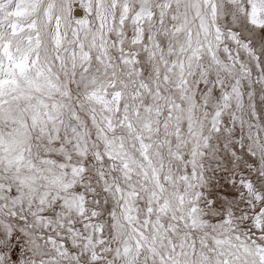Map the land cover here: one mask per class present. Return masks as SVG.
Instances as JSON below:
<instances>
[{
    "label": "rangeland",
    "instance_id": "rangeland-1",
    "mask_svg": "<svg viewBox=\"0 0 264 264\" xmlns=\"http://www.w3.org/2000/svg\"><path fill=\"white\" fill-rule=\"evenodd\" d=\"M86 2L0 19L15 34L0 62L23 39L30 52L0 90L24 82L13 97L52 102L57 137L33 143L64 166L58 194L36 176L30 189L0 176L27 220L14 224L28 230L29 264H264V0H216L214 40L207 0ZM31 17L39 37L19 38Z\"/></svg>",
    "mask_w": 264,
    "mask_h": 264
},
{
    "label": "bare ground",
    "instance_id": "bare-ground-1",
    "mask_svg": "<svg viewBox=\"0 0 264 264\" xmlns=\"http://www.w3.org/2000/svg\"><path fill=\"white\" fill-rule=\"evenodd\" d=\"M207 1H208V4H207L208 9L210 11V16H211L210 19L212 22V24L210 26V39L214 40V39H217V37L219 35H221L222 28H221L220 24L218 23L217 6L215 3L216 0H207ZM41 2L45 3V0H0V19L3 16H7V15L13 13L17 16V18L20 21L21 20L25 21L26 20L25 19L26 13L28 11H30L32 13L33 6L37 5L38 3H41ZM83 2H85V4H87L86 0H83ZM87 6H90V5H87ZM70 14H71V12H70ZM26 24H27L26 27L29 28V30L24 35H20L18 37L19 38L20 37L29 38V36H31L32 40L37 39L38 34L35 31L36 27L33 24L32 17H31V19H29L27 21ZM54 24L55 23H53L52 25H54ZM10 26H11V24L1 23V20H0V40H2L5 37L10 38V36L15 35L13 32H10V30H11ZM37 31H38V29H37ZM18 33H16V35H18ZM233 33L236 34L235 31ZM41 40H42V38H41ZM18 42L19 43H17V44L15 43L16 45H14V46H16L15 50L17 51L16 52L17 54H15V52L14 53L12 52L13 54H11L13 61L6 60L3 62H0V86L2 85L3 78L6 77V75L3 74L5 69H8V70H10L12 68L15 69L16 66L19 64L18 59L20 60V59H29L30 58V52L28 49L29 43L25 42L24 39L22 41H18ZM213 42L214 41H212V43ZM37 43H39V41H37ZM46 43L47 42H43V40H42V44L40 45V47L37 46L39 48H38V50L35 49L36 50L35 51L36 57H41V55H40L41 51L43 50L44 47H46ZM49 44H50V48L52 50L54 48L56 49L58 47L56 37H53V39L50 40ZM215 45H217V43ZM34 46L35 45L33 44V47ZM247 47L251 50V52L254 53V55L256 57L257 55H256V52L254 51L253 47L251 45H248ZM73 53H74V51H73ZM215 53H217L218 58L221 57L219 50H217ZM55 56H57V55H55ZM255 60H256V62L258 61L257 59H255ZM229 63L234 65L233 61H229ZM258 68L260 71V67H258ZM260 72H259V75H260V78L262 79L261 82H263V84H264V77L262 75V72L261 73ZM40 75H39V77H40ZM27 84L29 85L30 83H27ZM22 85H25L24 82H19L16 86L14 85L15 87L12 90H9V91L0 90V176L4 177V179L6 181L10 180V179L11 180L14 179L17 182V186H18L17 188H23L24 187L25 189H30V186L32 185V183H31L32 178H33V176H36L39 179L43 180L46 184L51 185L54 188V192L56 191L58 194V192L60 193L62 190H64L65 184L62 181L59 174L56 173L55 171L59 172L60 170H62V168L64 167L63 162H61L59 160H51L50 158H48L49 156L48 157L41 156L36 149L37 146L35 147V144L33 143V139H36L37 137L38 138L42 137L44 135H48V137L50 139H55L57 137V134H58L57 131L54 128H52L51 130H48V127H47V119H48L47 112L49 109L51 110V109H55V108H53L51 101L50 102H51L52 106L49 105L48 102L44 103L43 101H40L39 98L37 99V97H39L38 95H36L37 97H35V96L29 97L28 94L26 93L25 95L23 94L22 97H17V96L13 97V95H15V93H18V92H15V90L19 89ZM30 88H32V87H30ZM35 91H33V92H35ZM22 92H24V91H22ZM39 94H40V92H39ZM46 98H44V100ZM48 100H50V99H48ZM248 101H249V104L251 105L249 107H252V109H255L254 98L250 96V99ZM50 107H52V108H50ZM52 117H54V116H52ZM54 118H56V117H54ZM34 137H36V138H34ZM42 152L44 153V151H42ZM48 165L53 166L55 170L49 171L47 168ZM77 167H78V165H77ZM73 181H74V179H73ZM243 181L247 182L248 179H244ZM5 183L6 182H4V188L6 189ZM245 184H248V186H249V187L247 186L245 188H247V189L249 188L248 190H250V191L253 190V185L251 183H245ZM1 186L3 187V185H1ZM12 189H13V187H12ZM255 194L257 197L260 196V194L258 192H255ZM26 196H28V195L26 194ZM19 220L27 223L25 216L21 215V214H17L13 209H11L7 205L5 197L0 193V264H29V263H33V261L35 260V255L34 254L32 255V253H27L28 251H26V247L30 248V247H28V245L30 244L29 243L30 237H29L28 230L25 229L24 227H22L21 225L14 224V223H18ZM89 221H90V219H89ZM42 240H40V241L42 242ZM49 242H52V241H49ZM59 242H61V241H59ZM54 243H55V241H54ZM56 245H58V242ZM61 245H63V244L61 243ZM64 246H65V244H64ZM44 252L45 251H43V253ZM37 255H38V253H37ZM50 255L57 257V254H55V253L50 254ZM29 256H31V257L28 258ZM41 256L43 257V255H41ZM67 257L73 259L74 254L68 253ZM49 258H52V257H49ZM38 261H40V260H38ZM44 263H45V261H44ZM60 264H62V263H60Z\"/></svg>",
    "mask_w": 264,
    "mask_h": 264
}]
</instances>
